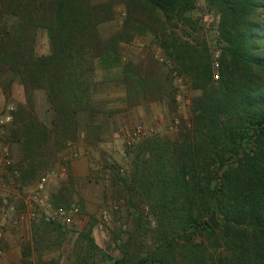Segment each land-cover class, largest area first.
Returning <instances> with one entry per match:
<instances>
[{
  "label": "trees",
  "instance_id": "1",
  "mask_svg": "<svg viewBox=\"0 0 264 264\" xmlns=\"http://www.w3.org/2000/svg\"><path fill=\"white\" fill-rule=\"evenodd\" d=\"M196 1L0 0V91L9 96L18 82L24 95L6 125L15 161L4 183L33 185L81 134L98 143L119 112L100 99L109 83L122 89L120 101L129 108L173 101L172 71L199 92L190 105V129L172 142H142L129 172L111 174L136 227L119 257L105 264H264V0H203L218 19L216 61L192 36L199 30L191 16ZM40 32L48 40L46 55L35 51ZM147 34L173 69L161 72L150 58L123 59L124 46ZM35 91L49 104V125L34 114ZM212 212L216 230L208 223ZM42 223L32 224L20 264H56L42 259L37 237L62 225ZM92 226L80 233L77 264L107 257Z\"/></svg>",
  "mask_w": 264,
  "mask_h": 264
},
{
  "label": "rangeland",
  "instance_id": "2",
  "mask_svg": "<svg viewBox=\"0 0 264 264\" xmlns=\"http://www.w3.org/2000/svg\"><path fill=\"white\" fill-rule=\"evenodd\" d=\"M196 7L191 16L198 20L199 30L197 34L192 33V36L199 42L203 41L213 54L212 51L218 48L216 45L218 19L206 9L203 0H197ZM117 10H121V7L118 6ZM48 50L47 37L40 32L35 51L38 55H46ZM157 56L163 58V61H159ZM147 58L154 60L161 72L173 69L172 64L167 63L159 45L149 34L124 46V60L139 61ZM96 73L97 78L103 75L102 71ZM215 74H218L217 70ZM169 93L172 94L173 101L170 99L160 102L146 101L129 108L120 101L124 96L122 89L116 87L114 83L107 84L100 94V99L108 100V107L119 108V112L110 119L108 129L100 141L90 145L81 134L77 141L68 144L67 148L58 154L56 162L44 172L59 167L67 169L66 177L48 185L45 195L51 203L62 205V208L74 207L79 212L71 226L62 225L59 232H52L41 240L37 237L40 256L46 263L54 261L56 264H77L75 258L78 251L82 250L80 247H83L80 233L91 224H93L91 236L95 245L107 255L104 259L96 257L95 264H105L109 262L108 259L119 257L118 248L126 242L129 234L133 233L136 223L132 207L122 190L112 185L110 177L117 171L121 176L129 172L136 148L142 142L150 138L172 142L179 137L184 128L190 129L192 118L190 105L199 92L190 88L187 79L180 78L176 71H172ZM33 101L37 119L49 125L52 112L44 93L35 91ZM23 102V91L19 83L15 82L9 96L0 91V116L10 105H13V112H16L19 104ZM137 127L142 128L143 134L133 139L131 134ZM6 129V126H0V182L3 183V186L0 185V264H20L22 246L32 242L33 227L14 224V220H4L2 217L4 207L13 206L22 210L21 200L12 188L15 182L12 178L7 183L3 181L8 167L3 164L4 160H10V165L15 161L13 147L6 139ZM81 160L85 161L86 166L77 168L79 166L77 164L76 170L72 171V162ZM146 211L144 210L145 213ZM40 224L43 223L39 221L35 225ZM99 225L102 227L99 228ZM68 256L71 259H68ZM31 258H36L35 252Z\"/></svg>",
  "mask_w": 264,
  "mask_h": 264
},
{
  "label": "built area",
  "instance_id": "3",
  "mask_svg": "<svg viewBox=\"0 0 264 264\" xmlns=\"http://www.w3.org/2000/svg\"><path fill=\"white\" fill-rule=\"evenodd\" d=\"M219 48V42H217ZM216 48L212 51V57L216 61L219 57V49ZM159 61H163V58L157 56ZM216 79L217 76L215 75ZM13 105L8 106L6 112L0 116V126H6L11 122ZM143 134L141 127H137L132 131L131 138L139 137ZM76 156V155H75ZM3 163L6 166L10 165V160L5 159ZM67 169L65 167H59L54 170H50L44 173L33 185L28 187H21L16 184H12L14 192L17 193L21 200L22 210L18 212L13 206H7L2 208L3 219L13 221L14 224L32 225L39 221L45 223H59L63 226H71L74 222V218L78 215V210L74 207L62 208L55 207L45 195L46 187L52 184L57 179H64L66 177ZM3 186V183L0 182ZM102 225H99L101 228Z\"/></svg>",
  "mask_w": 264,
  "mask_h": 264
},
{
  "label": "water",
  "instance_id": "4",
  "mask_svg": "<svg viewBox=\"0 0 264 264\" xmlns=\"http://www.w3.org/2000/svg\"><path fill=\"white\" fill-rule=\"evenodd\" d=\"M208 223H209V225L213 228V229H218V227H219V222H218V220H217V218H216V214H215V212H212L211 214H210V217L208 218Z\"/></svg>",
  "mask_w": 264,
  "mask_h": 264
},
{
  "label": "crops",
  "instance_id": "5",
  "mask_svg": "<svg viewBox=\"0 0 264 264\" xmlns=\"http://www.w3.org/2000/svg\"><path fill=\"white\" fill-rule=\"evenodd\" d=\"M77 164H79V166L77 167ZM80 166L82 167V168H84L85 166H86V163H85V161H83V160H81V161H79V162H76V161H74V162H72V164H71V170L72 171H74V170H76V167L77 168H80ZM53 183H55V181L53 182ZM52 183V184H53ZM48 187V186H47ZM46 187V188H47ZM48 190V189H47Z\"/></svg>",
  "mask_w": 264,
  "mask_h": 264
}]
</instances>
